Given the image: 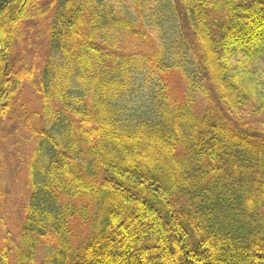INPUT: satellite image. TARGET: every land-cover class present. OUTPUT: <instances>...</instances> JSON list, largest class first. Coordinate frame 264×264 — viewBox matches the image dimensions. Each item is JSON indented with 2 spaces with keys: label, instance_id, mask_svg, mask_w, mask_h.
Listing matches in <instances>:
<instances>
[{
  "label": "trees",
  "instance_id": "obj_1",
  "mask_svg": "<svg viewBox=\"0 0 264 264\" xmlns=\"http://www.w3.org/2000/svg\"><path fill=\"white\" fill-rule=\"evenodd\" d=\"M138 8L0 0V125L21 110L36 139L0 264H264V0ZM155 21L160 47L130 49Z\"/></svg>",
  "mask_w": 264,
  "mask_h": 264
},
{
  "label": "rangeland",
  "instance_id": "obj_2",
  "mask_svg": "<svg viewBox=\"0 0 264 264\" xmlns=\"http://www.w3.org/2000/svg\"><path fill=\"white\" fill-rule=\"evenodd\" d=\"M125 2V7L132 11L135 15L142 16L141 10L138 8L139 0H122ZM160 21H155L150 26H145V38L143 42L138 43L134 39V46L130 49L144 51L151 55L161 45V35L165 32L159 26ZM146 39V40H145ZM42 53V52H41ZM43 55V54H42ZM264 65V59L262 60ZM168 94L173 99L182 101L185 91V82L180 73L170 72L164 77ZM20 102L26 113V118L38 111L37 96L29 87L24 89L20 98ZM19 112L11 114L12 121H6L0 125V195L4 198L1 205L0 215V240L10 235L11 243L18 236L22 225V216L24 207L28 201V165L31 155L35 147L36 139L31 137L25 130V120L19 117ZM35 122V120H34ZM44 119L38 123L42 126ZM76 236L82 237L84 234L81 230L73 229ZM15 242V241H14ZM17 252L12 251V261L15 262ZM40 260V258H38Z\"/></svg>",
  "mask_w": 264,
  "mask_h": 264
}]
</instances>
